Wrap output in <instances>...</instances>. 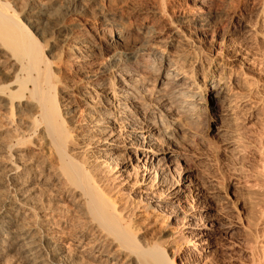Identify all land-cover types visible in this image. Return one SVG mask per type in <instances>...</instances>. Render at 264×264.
<instances>
[{"label":"bare ground","instance_id":"1","mask_svg":"<svg viewBox=\"0 0 264 264\" xmlns=\"http://www.w3.org/2000/svg\"><path fill=\"white\" fill-rule=\"evenodd\" d=\"M130 1H119L127 4L122 21L109 13L89 25L79 10L64 13L51 26L61 43L55 58L45 55L38 27L47 10L23 7L20 18L0 1V116L14 123L8 147H38L35 158L60 182L75 213L69 230L80 248L77 264L84 251L126 264H236V255L264 264V195L238 237L224 211L199 208L197 192L181 205L193 177L185 160L176 173L181 164L169 159L172 139L193 137L206 82L224 95L217 120L237 107L251 112L248 118L264 115V50L252 47L264 26V0H230L212 30L220 0H157L162 20L151 13L144 17L149 26L137 23L145 35L134 27L141 13ZM168 11L189 18L163 23ZM255 178L249 183L263 179ZM14 196L17 205L8 200L0 207V253L14 251L24 264H74L60 238L47 237L35 218L22 223L24 203Z\"/></svg>","mask_w":264,"mask_h":264},{"label":"rangeland","instance_id":"2","mask_svg":"<svg viewBox=\"0 0 264 264\" xmlns=\"http://www.w3.org/2000/svg\"><path fill=\"white\" fill-rule=\"evenodd\" d=\"M0 1L6 2L10 9H13L20 18H23L20 13L23 7H33L36 9L44 7L47 10V19L40 20L38 27L41 28L42 31L40 38L41 40H44V53L45 55L48 54V57L50 58H55L56 56L58 57L59 53L61 54V49H59L61 48V43L56 41L57 38L55 36V30L51 26L55 20L62 18L64 13L68 11L78 12L79 10V13L86 18V22L89 25H95L103 19L105 14L109 13L114 14L116 16L114 17L121 21L125 20L123 17V11L124 7L127 6V4L121 5V2H119L120 0H106L107 2L105 0ZM156 2L157 0H132L128 2L129 6H135L134 10L138 11L137 13H141L138 17V21L136 20L134 23V27L140 35L146 34V27H143V25L140 27L141 24L139 26L137 23L143 21V23H146V26L151 24L148 20L145 22L144 17H148L151 13H153L151 14L153 21H155L157 16L158 21L159 19L162 20V18L159 17L160 13L158 9L155 8ZM220 3L221 5L216 8V11L218 10V14L216 18L212 20V23H210V30L218 24V21L227 11L230 0H220ZM120 6L121 8H117ZM144 11L149 12L146 14ZM119 15L122 17H119ZM188 18L189 17H180L178 16V13L168 11L167 15H164L163 23L171 20L179 23V21H185ZM259 27V29H262V32H260V36H256V42L254 40L252 43L254 44L252 47L256 51L264 50V26ZM167 29L169 28H166V30ZM209 38L210 34L207 37L205 44L210 42ZM159 63V60H157L155 71H157ZM155 71L152 74H149L150 79L154 77L156 73ZM201 82L203 83V80H201ZM205 90L208 94V96L206 95V107L201 112L198 122L191 126L193 137L184 136L185 138L183 139L181 137L179 139H172L170 144L172 155H169V159H174V161L176 160L175 162L171 160L172 163L177 162L178 164H181V170H176V173L183 172L182 168L185 167L184 163L186 162L189 166V173L193 177V189L192 191L190 190V192L189 190L185 191L188 198L186 197V202L184 201L181 205L187 207V202H190L191 200L190 197H192V194H196L197 192V195H200L202 200L199 204V208H201V206L210 205L212 210L216 209L224 211L223 213L226 216V220L228 219L233 222L235 227L234 230H236L238 237H243L246 234V230L242 228L243 223L250 219L253 220L256 215L255 209L257 211V206L263 203V201L260 202V195L262 200V196L264 195V171H262L264 170V128L261 125V120H264V115H262L263 117L261 116L258 118L255 116L248 118V115L249 113L251 114V112L245 111L244 108L237 107L234 111H232V114H230L229 117L220 120V122L215 118V114L213 113L219 111L222 102L225 101L224 95H215L214 89L208 88L207 82L205 83ZM257 119H260L259 122ZM13 125L14 123H11L7 117L0 116V207L8 200L15 202L14 195L16 194L17 196L18 194L19 199H22L21 203H24V206H22L23 208L20 210L21 217L24 216V221L22 223L25 224L27 220L32 221L35 218L34 221L37 222L38 227H42V230H44L43 232L47 237L55 236L60 238L58 245L62 247V250L66 255H68L69 259L72 258L71 261H69L77 264L76 261H78L77 257L80 255V248H78V242L71 235V231L69 230L75 222V213H73L74 210L71 209L70 207L72 206L69 205V203L71 204V201H63L62 197L64 194L60 193L62 190L60 182L49 178V171H47L49 169H45L46 163L43 162V165H41L39 164L41 163V159L39 157L35 158L37 156L35 153L39 151L38 147L36 148L35 146L29 144L24 146H15V143L11 147H8L11 144L9 140L11 136H9V134L11 135ZM32 138L35 139V142H37L35 135L32 136ZM162 144L164 143L162 142ZM256 149L259 150V152H256ZM253 156H256V158ZM177 159L179 161H177ZM17 162L21 163L19 169L15 168V164ZM260 175H262L261 178L263 179L258 178ZM13 176L15 177L13 178ZM255 177H257L259 181L261 179L259 184L257 183L258 185H255L253 181L249 183L250 180H254L253 178ZM255 180L257 179L255 178ZM246 182L250 187L245 184ZM253 185L255 186V189L252 188ZM260 185L263 186L261 187ZM47 186L50 188H47ZM42 191L45 192L43 193ZM49 201L53 202V208L45 207L49 204ZM66 202V205L68 206L65 205ZM256 203L258 204L256 205ZM14 205H17L16 202ZM30 206L36 207V209L34 210L30 208ZM64 210L68 211L67 215ZM159 215L157 216L159 222L166 223V216L161 214ZM71 217L73 220H71ZM68 218L71 221H68ZM174 228L175 227H170L166 228V230L176 231V228L175 230ZM163 230L165 229H161V232ZM84 252L82 264H126V259L124 258L117 263V260H112L108 257L109 260H112L111 262H108L109 260H104L106 258L104 256L102 258H99L96 255L95 257H93L94 255L91 257L87 251ZM13 253L14 251L5 252L3 254L0 253V264H24L22 259L20 260V258ZM237 258L239 259L237 260ZM248 262L249 259L245 255H236V264H247ZM204 264L208 263L204 262Z\"/></svg>","mask_w":264,"mask_h":264}]
</instances>
